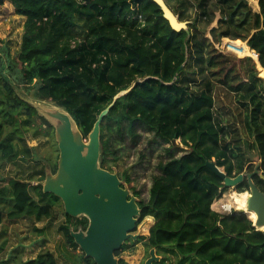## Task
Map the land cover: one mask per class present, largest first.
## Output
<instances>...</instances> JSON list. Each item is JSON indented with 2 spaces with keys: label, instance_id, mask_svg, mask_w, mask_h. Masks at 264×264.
Instances as JSON below:
<instances>
[{
  "label": "trees",
  "instance_id": "16d2710c",
  "mask_svg": "<svg viewBox=\"0 0 264 264\" xmlns=\"http://www.w3.org/2000/svg\"><path fill=\"white\" fill-rule=\"evenodd\" d=\"M6 1L25 21L16 54L0 40V171L8 163L20 165L19 157L34 164L21 165L20 171L27 173L23 179L0 175V223L5 216L52 220L61 203L43 191L45 163L55 173L58 160L53 154L35 159L26 137L38 119L54 127L26 95L65 108L87 138L115 96L137 82L116 100L101 124V166L118 158L109 132L125 123L134 140L136 126L145 125L165 144L175 147L180 140L189 151L159 164L161 174L152 183L149 199L139 200L138 222L152 216L155 223L148 236L126 242L117 256L144 241L165 255L154 264H170L167 253L177 256L176 264H264V233L248 214L213 208L226 186L208 166L214 162L230 177L255 170L239 145L224 137L226 127L215 112L218 79L231 92L244 91L240 97L253 106L245 121L260 161L253 179L264 191V0H259V11H253L248 0H197L196 20L181 31L171 26L155 0ZM166 2L179 20L187 18L179 5ZM216 10L222 13L214 28L218 38H231L223 42L228 50L259 58L261 76L250 56L227 55L200 30L197 22L214 20ZM230 61L239 62L238 70L226 69ZM235 188L249 189L247 177ZM64 215L59 231L65 251L75 255L79 246L70 231L86 229L89 221ZM22 252L16 248L3 264H60L50 249L26 260ZM75 257L79 261L74 264H97L83 251ZM120 264L132 263L120 258Z\"/></svg>",
  "mask_w": 264,
  "mask_h": 264
},
{
  "label": "rangeland",
  "instance_id": "374dc122",
  "mask_svg": "<svg viewBox=\"0 0 264 264\" xmlns=\"http://www.w3.org/2000/svg\"><path fill=\"white\" fill-rule=\"evenodd\" d=\"M169 1L173 6L179 5V9H184V14L187 16V18L183 21H186L188 23L189 28V26L193 24L194 20H196L198 12L196 2L197 0ZM6 2L8 1H5V4L0 7V23L2 24V33H0V36H2V38L0 37V40H4V43L10 47L11 53L12 55H14L16 54L20 46V32L23 30V20L18 19L16 17V14L9 12ZM180 2H185V5H180ZM248 3L253 11H259V2H257L256 0H248ZM214 17L216 18L212 21L201 19L197 22V25H199L200 30L205 33V36L209 37L215 44V46L227 55H230L234 58H244L246 56L249 57L250 55H242V53H240L239 49L237 48H232L229 50H232L239 55L227 53V49L223 45V42L226 38H231L224 36L219 39L217 33L214 31V28H217V26L219 25V20L222 17V13L220 12V10H216L212 19ZM250 57L256 63V70L258 71L259 76H261V69L259 67L260 63H258L259 59L257 61L254 56ZM228 68L238 70L239 62H228L226 69ZM216 85L217 87H215ZM232 92L230 88L224 87L222 85V82H219L218 79H216L214 83V93L216 97V117L220 120L221 125H224L226 127L224 133V137H226V140H230L229 142H231L233 146H235L236 144L239 145V147L244 153H246V156L251 160V163H253V166L255 167L257 164H259L260 161L257 150L253 148V137L250 135L245 121L246 114L249 111L248 109H252L253 106L251 102H246L240 97V94L244 93V91L241 90L238 92ZM26 97L29 98L32 102L38 103L46 108H59L61 110H65L63 107L57 105V103L52 101L51 99H35L29 95H26ZM44 116L48 119L49 122L53 123L54 125V121L49 116H46L45 114ZM122 125L123 127H121L118 131L117 128H114L109 132L110 135H113L112 145L116 149V156L118 158L110 159L108 163H106L103 167L117 172L124 184L129 188L131 194L136 196L139 200L147 201L150 196V188L154 179L161 174L159 164L161 162L167 161L171 157V155H174L176 157L182 156L187 151H189V148L184 146L180 142V140L176 141L178 145L175 144V147H172L171 144L168 143L165 144L153 130L149 129L145 125L136 126L137 137L134 140L132 134L128 132L127 124L125 123ZM26 137L28 139V143L34 148L36 152L35 159H45L47 155L53 154L55 160H58L59 149L55 135V128L50 129L46 124L44 125L41 123V119H38L36 123L26 132ZM85 141H88V137L85 138ZM168 148H172L170 152L167 151ZM47 163L48 162L45 163L47 169L51 168V166ZM11 165L13 170L10 171V173L13 172V174H16L18 167L16 166V164ZM249 170L250 168H248L244 173H248ZM16 175L18 176V174ZM126 176H128L130 180H128ZM134 190H137L139 194L136 195ZM234 193H239L235 187H226V189L222 193V196L216 199L213 203V208L219 212H224L223 207L227 209V212H229L230 209L237 210L236 207H231L230 205L232 195ZM61 208H64L62 204ZM248 216L249 218H252V220H254L253 217H251V214L248 213ZM21 219L23 220L25 218ZM27 220L29 221V234L22 241L24 242V244H28V257L34 256L43 249H50L55 252L60 264H74V262H76V259L79 261V259L75 257V255L81 254L82 250L80 249V247L74 253L75 255L66 254L63 251L62 243L59 242V230H56L52 227L51 221H44L46 224L44 225L45 229L42 232L45 233V237H43L32 229L34 227H39L37 223H31V220ZM154 223V217H146L145 219H143V221L138 222L137 228L134 233H140L141 236H148L150 233V228ZM24 224H26V222H24L23 225ZM4 243L5 241H2V243H0V251L4 246ZM150 249L151 248H148L145 245L144 241H140L135 244L133 249H127L121 254L123 255L122 258L130 263L145 264V261L149 257ZM158 255L161 256V259L165 256L164 254ZM167 256L169 257L168 262L170 264H176L178 259L176 255L167 253Z\"/></svg>",
  "mask_w": 264,
  "mask_h": 264
},
{
  "label": "water",
  "instance_id": "95a60500",
  "mask_svg": "<svg viewBox=\"0 0 264 264\" xmlns=\"http://www.w3.org/2000/svg\"><path fill=\"white\" fill-rule=\"evenodd\" d=\"M5 1L0 0V7ZM155 1L175 30H188V23L179 20L166 0ZM225 48L228 54L239 55ZM136 85L137 82L117 94L113 102L100 113L88 135V141H85L76 121L65 108L50 109L32 102L41 115L45 114L54 121V125L50 123L55 128L59 149L57 171L53 173L51 168H46L43 191L59 197L67 215L88 219L86 229H71L70 233L85 255L93 258L97 264H120V257L116 252L129 239L135 241L141 236L140 233H134L141 214L139 199L131 194L117 172L102 167L100 163L101 124L116 100ZM259 165L255 166L253 172L230 177L214 162H208V166L224 179L226 187H235L247 177L250 186V190L246 191L247 208L240 210L246 213L255 212L257 218L254 225L264 229V192L253 179L254 174L259 172ZM160 260L161 256L152 247L145 264H154Z\"/></svg>",
  "mask_w": 264,
  "mask_h": 264
},
{
  "label": "crops",
  "instance_id": "0c3cea01",
  "mask_svg": "<svg viewBox=\"0 0 264 264\" xmlns=\"http://www.w3.org/2000/svg\"><path fill=\"white\" fill-rule=\"evenodd\" d=\"M6 5L8 6L9 12L12 13L13 12L12 4L10 2H6ZM16 17L18 19H22L23 20V24H24V21H25V17L24 16L21 17V16L16 15ZM1 26H2V24L0 23V33H2L1 32ZM22 33H23V30L20 32V36H22ZM0 37L2 38V36H0ZM20 42H21V38H20ZM27 143H28V139H27ZM19 158L20 159H19L18 163L20 165H16L18 167V169L16 171V174H18V176L16 174H13V172L10 173V171L13 170L11 164H14V163H8V164L4 165L2 170L0 171V175L4 176L6 178L15 177V178L23 179L27 173H22L20 171L21 165H23V164L26 165V166L27 165H33L34 161H30L29 162L27 160H23V158H21V157H19ZM32 182H33V184H37L38 183V178H35ZM61 204H62V202L59 204L58 207H56V211H57L56 217L54 219H52V220L51 219H46L47 222L48 221L52 222V227L55 228L56 230H59L60 226L65 221L64 208L63 209L61 208ZM27 219L31 220V223L36 222L39 227H34L32 229L35 232H37L38 234H40V236L45 237V233H40V232L35 230V228H43V229H45V227H44V225L46 224L44 222L45 220L37 221V220L32 219V218H25V219L22 220L21 218H16V217L14 219H11L8 216H5L3 218V221L0 223V243H2V241H5L4 246H3V248H1V251H0V264H3L4 261L8 260L10 258V256H11L12 252L16 248H19V249L23 250V252L19 253V255H21L22 259H24V260L29 259V258H34L39 253L38 252L37 254H35L32 257H28V254H27L28 244H24V242L22 241L29 234L28 233L29 232V221ZM24 222H26V224L23 225ZM58 235H59V242L62 243L63 251L66 254L69 255V253H67L65 251V249H66L65 246L66 245H65V242H63L64 241L63 240L64 239L63 238V234L59 231ZM61 239H62V241H61ZM6 264H14V262L10 261V263H6Z\"/></svg>",
  "mask_w": 264,
  "mask_h": 264
},
{
  "label": "bare ground",
  "instance_id": "6f19581e",
  "mask_svg": "<svg viewBox=\"0 0 264 264\" xmlns=\"http://www.w3.org/2000/svg\"><path fill=\"white\" fill-rule=\"evenodd\" d=\"M247 198H248V193H234L232 195V200H231V207H236L237 209H244L246 210L247 208ZM251 217H253L254 220L257 218V214L253 212L251 214Z\"/></svg>",
  "mask_w": 264,
  "mask_h": 264
},
{
  "label": "flooded vegetation",
  "instance_id": "af4514ba",
  "mask_svg": "<svg viewBox=\"0 0 264 264\" xmlns=\"http://www.w3.org/2000/svg\"><path fill=\"white\" fill-rule=\"evenodd\" d=\"M259 187V186H258ZM260 188V187H259ZM261 189V188H260ZM250 190V186H249V189H246L245 191H249ZM245 191H243V192H239V193H244ZM264 192V191H263ZM248 193V192H247ZM238 210V209H237ZM246 213V212H245ZM253 212H249V214H252ZM248 214V213H247ZM252 219V218H251ZM255 220H253V222H254ZM256 227V226H255ZM257 228V227H256ZM257 229H259V228H257ZM259 230H262L263 231V233H264V229H259ZM135 241H137V240H135ZM134 240H132V239H129L127 242L129 243V244H132L133 242H135ZM138 243V242H137ZM136 243V244H137ZM130 249V248H129ZM124 251H126V250H124ZM122 254L119 256L120 258H122ZM133 264V263H132Z\"/></svg>",
  "mask_w": 264,
  "mask_h": 264
},
{
  "label": "built area",
  "instance_id": "2783aa9c",
  "mask_svg": "<svg viewBox=\"0 0 264 264\" xmlns=\"http://www.w3.org/2000/svg\"><path fill=\"white\" fill-rule=\"evenodd\" d=\"M223 209H224V212H222V213H228V212H227V209H226L225 207H223ZM232 210H233V209H232ZM232 210L230 209L229 212H231Z\"/></svg>",
  "mask_w": 264,
  "mask_h": 264
}]
</instances>
